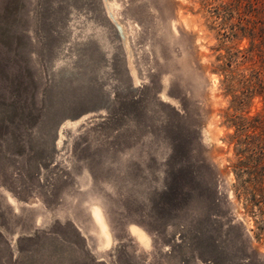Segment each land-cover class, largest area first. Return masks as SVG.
Masks as SVG:
<instances>
[{"label": "rangeland", "instance_id": "rangeland-1", "mask_svg": "<svg viewBox=\"0 0 264 264\" xmlns=\"http://www.w3.org/2000/svg\"><path fill=\"white\" fill-rule=\"evenodd\" d=\"M226 3L0 0V264H264V26Z\"/></svg>", "mask_w": 264, "mask_h": 264}, {"label": "trees", "instance_id": "trees-1", "mask_svg": "<svg viewBox=\"0 0 264 264\" xmlns=\"http://www.w3.org/2000/svg\"><path fill=\"white\" fill-rule=\"evenodd\" d=\"M223 11L226 14L224 20H232L234 16H236L238 20L237 25L230 26V29L233 32L235 30V32L228 38L236 37V31L238 30L239 32H241V34L250 38L251 49H255L256 45L254 44V42L256 26H264V17H262L264 13V0H229V3L223 5ZM252 58L253 54L251 50L249 54H246L245 59L248 62H254L252 61ZM260 63L259 66L254 65L253 63L251 64L255 68L252 69V79L247 80L245 86L247 92L256 93L259 96H262L264 101V60H262ZM252 121L253 125L252 127H250V130H248L250 134L256 135L254 137L257 138L264 136V127L262 126V124L264 123V108L263 111L258 114Z\"/></svg>", "mask_w": 264, "mask_h": 264}]
</instances>
